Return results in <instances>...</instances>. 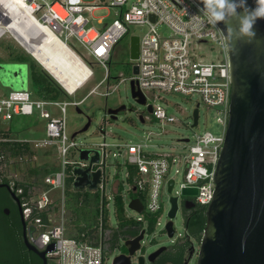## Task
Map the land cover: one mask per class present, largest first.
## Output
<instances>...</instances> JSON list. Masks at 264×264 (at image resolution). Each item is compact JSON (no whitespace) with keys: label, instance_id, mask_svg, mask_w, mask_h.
<instances>
[{"label":"built area","instance_id":"1","mask_svg":"<svg viewBox=\"0 0 264 264\" xmlns=\"http://www.w3.org/2000/svg\"><path fill=\"white\" fill-rule=\"evenodd\" d=\"M21 1L28 11L27 19L30 25L25 28L24 34L27 35L26 39L35 40L30 47L22 45L29 55L34 58V53L41 49L42 43L38 41L41 31H48L78 57L79 55L59 36H63L64 40L74 38L80 44L82 50L79 53L85 61L79 58L91 72L83 85L94 75L89 66L90 63L104 68L103 78L89 90L86 96L94 93L106 98L116 90L118 84L110 83L114 78L110 76L107 64L111 61L119 40L127 34L136 35L130 33V25H140L146 26L147 29L138 36V58L131 60V66L137 65L138 71L132 73L127 80L129 84L133 81L136 89L144 95L146 105L149 104L147 94L159 99L160 96L155 92H177L187 96L195 95L207 107H219L218 112L222 114L221 134L214 135L209 131L193 133L191 137H186L187 142H181L183 148L178 153L157 151L160 147L151 143L148 136H145L144 140L115 143L106 142L104 139L96 147L78 148L79 144L66 133V106L68 104L77 106L86 96L79 101H59L43 97L34 99L26 88L3 89L0 87L1 118L11 119L14 115H36L43 119L45 136L37 140L34 145L53 148L59 159L60 167L44 177L43 181L48 187L40 189L37 193L29 192V196L23 197L21 202L24 220L28 226H34L32 244L39 250H45L49 244L53 245V249L45 254L47 264L49 261L53 264H106L108 260L116 256H113L114 246L121 236L118 235L115 244L111 246V234L118 230L117 221L114 225L109 221V207L112 205L114 213L115 195L122 196L126 217L139 222L141 229L145 232L148 226L145 217L149 214L157 213L153 228L162 225L158 213L164 209L162 201L164 191L170 194L169 202L171 197H176L177 210L180 196L183 199L189 197L182 194L184 188H196V193L192 196L201 206H206L212 200L213 173L224 142L230 102L231 83L227 50L221 48L218 42L220 40L218 25H216L218 29H215L210 25L199 23L204 17L199 12L201 7L194 0H109L108 4H105L103 0ZM104 6L115 9L111 22L101 29L89 25L86 13ZM151 15L154 21H151ZM5 17L4 15L2 20H5ZM158 25L166 30L164 34L158 32ZM7 33L14 36L3 27L2 37ZM14 39L17 38L14 36ZM209 42L219 47V56L205 60L200 52L197 53V43ZM121 81L125 79L118 80V82ZM102 83H105L104 89L98 90ZM81 87L68 92L61 86L66 97L74 96ZM50 105L58 106L61 115L53 116L47 109ZM150 105L152 107L150 115L154 120H175L160 104ZM82 148L97 150L98 161L90 162L80 159L79 150ZM111 149L116 151L112 152ZM75 152L78 153V158L69 160L67 154ZM110 153L116 159L114 165L116 167L120 165V170L123 168L124 183L115 180L106 192L105 186L109 180L106 168ZM117 157L123 158L122 164L118 162ZM68 166H71L69 170L72 185L76 180L74 174L76 168L88 169L91 175L96 171L100 173L95 188L89 189L99 194L95 233L85 239L68 236L66 233L63 193L66 178L69 176L66 173ZM129 167L135 169L133 181L126 179L129 175ZM173 173L181 175L178 186ZM169 180H173L170 191L167 190ZM124 184L126 188L122 187ZM53 190H61L60 197L54 196ZM17 191L22 192L21 189ZM139 191L145 194L144 209L142 213L134 211L140 215L134 218L127 215L126 209L132 198L130 194ZM170 208L171 203L169 210ZM168 212L164 229L170 220ZM39 213H44L46 217L43 218L38 215ZM127 237L129 236L125 239ZM131 264H135L134 261L131 260Z\"/></svg>","mask_w":264,"mask_h":264},{"label":"rangeland","instance_id":"2","mask_svg":"<svg viewBox=\"0 0 264 264\" xmlns=\"http://www.w3.org/2000/svg\"><path fill=\"white\" fill-rule=\"evenodd\" d=\"M103 2L108 4L109 0H103ZM114 12L115 9L109 6L99 7L92 10L91 12H87L86 16L89 18L88 24L95 28L101 29L111 22L114 17ZM101 18L102 20L100 21ZM19 20L22 22L21 26H19L20 30L22 33H25V28L30 27L25 24V21L27 20V13L24 12L19 17ZM146 29V26L130 25V33L136 34L138 36L142 35ZM157 30L159 33L163 34L166 32L163 26L160 25L157 26ZM59 37L65 41V43L76 54H78L83 61H85L83 56L79 53L82 48L74 38L64 40L63 36ZM4 43L13 45L14 54L18 51L28 54L24 50L20 39H14V36L7 33L0 38V58L2 60H6L8 58L7 52L3 50L5 45ZM197 46V53L200 52L203 57H205V60L219 56V47L213 42L201 44L197 43ZM15 50L17 51L15 52ZM129 50L130 40L129 34H127L119 40L115 46L111 61L107 64L110 71V76L114 78L110 81V83H117L118 85L116 90L111 92L106 98L94 93L86 96L89 90L93 88L103 78L104 75V68H101L95 63H90L89 65L94 73L93 77L85 85H83V87H81L74 94V96L58 98L59 101H79L84 96H86L79 105L75 106L68 104L66 106V133L69 137L73 136L72 138L79 144L78 148L96 147L104 139L106 142L115 143L137 141L139 139L144 140L145 136H148L151 143H155L160 147L157 149V151H171L178 153L181 148H183V143L178 141V139L191 137L193 133H202L205 131H209L214 135L221 134L222 114L218 112L219 107H207L195 95L187 96L177 92H155V94L160 96L158 99L153 95L147 94V102L149 104H160L166 110L168 115H171L175 118L174 121L154 120L146 111V106L138 104L131 96L130 84L127 80L129 76L132 75V61L130 59ZM33 59L38 63L35 58ZM121 78L125 79V81L118 82V80ZM25 86L34 99L42 97L40 92H38V88L32 83L29 76H27ZM0 87L3 89H13L11 85H7L2 82L1 76ZM104 87L105 83H102L98 90H103ZM120 105H125L126 110L119 112L115 120L111 119L109 115H107L106 110L109 108H116ZM196 105H198L199 110L198 124L194 127H191L192 111ZM47 109L53 116L61 115V111L58 106L50 105L47 107ZM139 116L144 117L145 121L140 122ZM87 122L89 123L88 127L85 130H82L83 126ZM44 124V120L36 115H14L11 119H2L0 116V130L2 131V134L7 133L13 139L28 141L32 151V154H25L19 157H12L8 154V152H3L1 166L2 173L10 175L13 177L14 181L16 180L21 183L33 181L36 182L29 188L31 193H37L42 187V185H40L42 178L41 175H39V173H41L43 170L41 168L51 167L53 165H57L58 168L60 167L58 155L55 153L54 149L48 146L42 148L36 147L34 145L37 140H40L45 136ZM111 151L115 152L116 150L111 149ZM77 156V152L74 154H67V158L69 160L77 159ZM117 159L119 163H123V158L117 157ZM107 161L108 166L106 168V173L109 180L105 186L106 192H108V189L113 181L119 180L121 183H124L123 168L118 171V168L114 165L116 159L111 153ZM70 167L71 166H68V169H66V173L69 175ZM173 175H175L177 181L176 184L178 186L181 175L174 173ZM122 187L126 188V185L124 184ZM72 189L73 185L71 184L68 187L65 181L63 193L65 204L68 203V201H71V193L69 192ZM81 192H85L84 195L88 205H91L95 209L96 203L99 200V194H95L94 196V194L90 193L88 187L81 189ZM52 194L54 196L57 195L60 197L61 190H53ZM125 197L126 199H129L128 196ZM169 197L170 194L167 191H164L162 194L164 209L158 213L159 220L162 225L156 226L148 231L146 230L140 249L135 252L132 261L135 262V259L142 254L145 259V264H150V262L147 260V257L151 252L160 246L173 245L170 240L171 238L167 236V233L163 228L167 220V212L170 207ZM182 199V196H180L178 202L179 208L172 220L176 233V240L183 238L186 232L181 209ZM126 213L127 215L134 218L140 217L139 214H136L129 208L126 209ZM97 215L98 213L95 209L96 218H98ZM93 221L94 220L91 221L90 226L95 224ZM109 221L112 225L116 223L112 205L109 207ZM192 240L194 247L197 250L199 248L198 240L196 238H192ZM124 241L125 237L120 236L114 246L113 256L127 252ZM195 258L196 257L194 256L189 264H195ZM48 264L53 263L49 261ZM106 264H112V260H108Z\"/></svg>","mask_w":264,"mask_h":264},{"label":"water","instance_id":"3","mask_svg":"<svg viewBox=\"0 0 264 264\" xmlns=\"http://www.w3.org/2000/svg\"><path fill=\"white\" fill-rule=\"evenodd\" d=\"M194 1L203 7L199 0ZM246 3L250 8L255 6L254 0H246ZM150 18L154 21L152 15ZM230 23L233 27L236 26L234 20ZM217 25L221 31L225 29L224 22H218ZM254 28V38L234 39L227 50L231 83L228 118L224 142L213 173V197L205 209V226L199 241L196 264H264V18H258ZM129 40L130 59L136 60L139 37L130 35ZM2 69L8 71L7 79L2 78ZM137 71V65L134 64L132 73ZM0 76L2 82L11 85L13 89H24L28 76L27 65L1 63ZM130 93L138 104L146 106V111L150 114L151 105H146V98L136 89L133 81L130 82ZM124 110L126 106L120 105L107 109L106 113L115 120L118 113ZM198 118L199 110L196 105L192 111L191 127L198 124ZM139 120L144 122L142 116H139ZM88 124L87 122L82 130ZM178 141L187 142L188 138ZM79 153L82 160L97 162L99 159V152L95 149L82 148ZM90 153L93 155L90 156ZM74 174L76 180L73 187L76 189H83L85 186L94 189L100 175L99 171L91 175L88 169L81 168H76ZM172 185L173 180H169L168 191ZM195 193L196 188H184L182 191L186 196ZM188 202L189 200H185V207H188ZM170 203V220L165 225L169 238L174 235L172 220L177 212L176 197H171ZM128 208L142 213L144 205L139 198L132 197ZM22 231L24 246L34 252L42 264H47L45 254L53 249V245L49 244L45 250L34 246L28 239L34 226H26L23 219ZM144 234L145 230L141 229L138 235L127 237L124 241L127 252L114 256L112 264H131L135 252L140 249ZM164 248L165 246H161L151 252L147 260L151 262L152 257ZM144 262L141 254L134 263Z\"/></svg>","mask_w":264,"mask_h":264},{"label":"trees","instance_id":"4","mask_svg":"<svg viewBox=\"0 0 264 264\" xmlns=\"http://www.w3.org/2000/svg\"><path fill=\"white\" fill-rule=\"evenodd\" d=\"M8 48L7 56L10 60H14L18 63L26 64L28 69V76L32 83L38 88L43 98L58 99L60 97H65V92L59 85V83L42 67L40 66L30 55L17 52L13 53V45L7 44L5 46ZM17 50H15L16 52ZM0 62L2 59L0 58ZM53 149V148H52ZM3 152H8L12 157H19L25 154H32L30 145L28 141L13 139L7 133H3L0 130V154ZM3 157V156H2ZM58 166L53 165L51 167H44L39 175H41V189H46L48 186L44 183L43 178L48 173L55 171ZM118 170H120V165H117ZM129 175L127 176L128 181H133L135 176V169L129 167ZM34 173V170H33ZM72 176L69 175L66 178V184L69 187L71 185ZM36 182L21 183L15 181V191L21 189L22 192L18 194L20 201L22 202L23 197H28L30 192V187ZM20 186V187H19ZM69 193H71V201L65 204L66 216V233L68 236H72L78 239H85L92 236L95 233V224L97 223V218L95 217V209L98 213V202L96 203L95 209L88 205L85 199V192H81V189L73 188ZM91 194L97 195V191H90ZM131 197H137L142 202H144L145 194L141 191L136 193H131ZM7 205L6 202L2 201V208ZM205 209L206 206L198 205V208L192 211L188 223L186 225L188 231L192 233L193 237L198 241L202 236V232L205 226ZM38 215L43 218L46 217L44 213H39ZM156 214H149L145 218L148 221L147 231L153 228ZM98 216V215H97ZM114 216L118 223V230L111 234V246L115 244L118 235L128 236L139 233L141 230V224L136 220L126 217L125 209L123 204V198L120 195H115L114 201ZM3 211H2V227H0V264H42V261L32 252L28 251L21 240H17L15 235H17V226H6L3 222ZM96 219V220H95ZM94 220L95 224L91 225V221ZM27 223V222H26Z\"/></svg>","mask_w":264,"mask_h":264},{"label":"bare ground","instance_id":"5","mask_svg":"<svg viewBox=\"0 0 264 264\" xmlns=\"http://www.w3.org/2000/svg\"><path fill=\"white\" fill-rule=\"evenodd\" d=\"M17 1L19 3L15 0H0V38L2 37V28L4 27L16 38L18 37L23 46L30 47L35 40L32 38L26 39L27 35L22 33L19 27L22 23L19 17L24 12L28 15V11H26L25 4L23 5L21 0ZM4 15L6 16L5 20H2ZM6 20L8 21L6 22ZM25 24L30 26L28 19L25 21ZM42 37L43 40L40 41ZM38 41L42 43L41 49L37 53H34V58L68 92H73L88 80L91 74L88 66L77 55L72 53L61 40L48 31H41Z\"/></svg>","mask_w":264,"mask_h":264},{"label":"flooded vegetation","instance_id":"6","mask_svg":"<svg viewBox=\"0 0 264 264\" xmlns=\"http://www.w3.org/2000/svg\"><path fill=\"white\" fill-rule=\"evenodd\" d=\"M0 63L17 64L18 62L14 60H10V58H7L6 60H2V62ZM7 72L8 71L2 69V78L7 79L9 77ZM27 72H28V69H27ZM1 166H2V154H0V227H2V211H3L4 225L11 226V227L18 225L19 232L17 233V235H15V238L18 241L21 240L23 243L22 219L24 220V217L22 214L21 201L18 197V194L20 193L18 191H15V181L16 180L14 181L13 177H11L10 175H7L6 173H2ZM185 200H189L188 207H185L184 205ZM2 201L6 202L7 204V205H4L3 208H2ZM198 205L199 204L195 201L193 196L185 197L182 200L181 209H182V214L184 218L183 221H184L185 229H186L185 235L183 238L176 240L175 239L176 233H175L173 237H171L170 239L173 245L165 246L164 249H162L160 252L155 254L152 257L150 264H189L194 256L197 258L198 249L196 250V248L194 247L193 240H192V238L194 237L192 233L188 231L186 225L188 223V220L190 218L192 211L197 209ZM20 208H21V211H20ZM26 226H28L27 223H26ZM136 235H138V233L134 235H128V236L134 237ZM32 238H33V233L32 235H28V239L31 243H32ZM199 241H198V245H199ZM32 253L35 254L34 252Z\"/></svg>","mask_w":264,"mask_h":264},{"label":"clouds","instance_id":"7","mask_svg":"<svg viewBox=\"0 0 264 264\" xmlns=\"http://www.w3.org/2000/svg\"><path fill=\"white\" fill-rule=\"evenodd\" d=\"M203 7L199 12L204 19L199 23L210 25L215 29L218 22H224L225 29H220L221 48L228 50L234 39L251 40L255 37L254 25L258 18H264V0H254V7H249L246 0H199ZM235 21L233 27L230 21Z\"/></svg>","mask_w":264,"mask_h":264},{"label":"crops","instance_id":"8","mask_svg":"<svg viewBox=\"0 0 264 264\" xmlns=\"http://www.w3.org/2000/svg\"><path fill=\"white\" fill-rule=\"evenodd\" d=\"M5 44V43H4ZM7 45V43L4 45V49L6 52L9 51L8 48H6L5 46Z\"/></svg>","mask_w":264,"mask_h":264}]
</instances>
